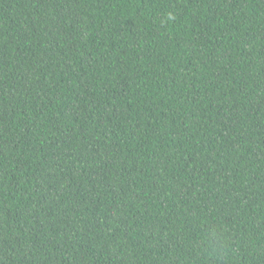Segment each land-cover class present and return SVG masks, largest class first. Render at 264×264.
Returning <instances> with one entry per match:
<instances>
[{
  "label": "trees",
  "instance_id": "1",
  "mask_svg": "<svg viewBox=\"0 0 264 264\" xmlns=\"http://www.w3.org/2000/svg\"><path fill=\"white\" fill-rule=\"evenodd\" d=\"M0 264H264V0H0Z\"/></svg>",
  "mask_w": 264,
  "mask_h": 264
}]
</instances>
